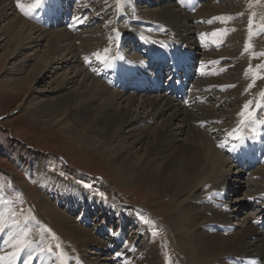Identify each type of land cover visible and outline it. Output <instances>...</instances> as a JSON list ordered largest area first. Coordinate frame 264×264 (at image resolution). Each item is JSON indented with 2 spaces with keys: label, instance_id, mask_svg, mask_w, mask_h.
Here are the masks:
<instances>
[{
  "label": "rangeland",
  "instance_id": "obj_1",
  "mask_svg": "<svg viewBox=\"0 0 264 264\" xmlns=\"http://www.w3.org/2000/svg\"><path fill=\"white\" fill-rule=\"evenodd\" d=\"M16 1L14 0L15 5H17ZM82 1L83 3H80L79 0H75L76 14L74 15V21L76 19V22L73 25L83 24L79 29H76V26L43 27L37 22L38 20L31 17L37 15L33 13L34 11L31 15L26 16L15 7L12 14L4 19L3 17L0 18V39H4L0 40V45L5 44L7 40L6 36L3 35L7 23L18 15L21 18L23 16V19L26 18L29 23L31 22L32 25L38 28L42 27L50 32L62 29L72 33L74 37L78 36L81 38L76 41V45L79 47L78 52L85 51L88 55L87 59L83 58L81 65L77 62L63 64V56L67 55L68 50L73 45V42L69 41L71 45H65L55 54L56 59H58L56 63L49 64L52 59L46 56V52L48 51L50 39H40L38 36L40 32L38 31L33 36L40 39L38 46H35L36 43L22 45L21 54L5 58L3 60L4 64L0 67V88L3 85L13 84L10 82L5 83L6 80H15L20 76H22L20 78H23V75L25 76L41 57H43L42 64L48 65L49 70H51L45 79L35 78L33 80V78H30V81L23 82L27 83V89L21 96L4 95L0 91V234L6 235L7 232H10L22 237L17 245H13V242L6 243V250L0 248V257H3V259H0V264H17L15 262L16 255L22 254L24 246L28 243L37 244L38 251L31 253V256H38L45 264H47L46 262L50 264H87L89 257L92 258V261H96L98 257L104 256L106 253L110 254L111 257L108 264H129L131 262L132 264H140L141 260L144 261L141 264H147L146 261L149 260L151 264H153L152 262H155V264H195L194 254L189 248V240H186L188 236L183 231L185 227L181 221L179 202H175L163 194L155 193L146 186L135 182L130 172L111 165L104 155L105 151L101 152L96 146L84 143L82 138L80 139L79 136L69 130L68 124L64 121L60 123L54 121L39 123L36 119H33L30 113L32 111L31 104L43 98H48L58 89L62 80L67 76L77 74L76 71L79 66L100 79L101 71L106 69L103 64L105 61L104 59H97L94 52L97 53L102 49V57L105 58L108 55L114 56L116 54L114 51L119 47V53L139 58L141 55L136 53L133 48L136 44L133 39L130 40V36H136L141 40L157 38V40L165 41L164 37H158L151 29H163L164 24L169 27L163 19L153 17L149 12L160 8V4L155 0ZM108 1H111L113 5H109ZM164 1L172 3L180 9L182 8L178 0ZM35 3L36 1L31 5ZM204 3L221 8V12L214 14L213 19H207L211 13L209 8L208 10L203 8L204 12L202 14L198 12L200 8L194 13L191 12L193 16L198 14L195 18L197 23L195 26V29L197 28L196 32L199 33L202 29V31L211 30L203 32L206 35L201 38L202 43L205 45L213 43L215 38L212 35L213 31L218 36L226 38V29L229 28L231 35L221 45H219L218 40H215L212 46L203 47L204 50L207 49L213 54L221 52V57L209 59L206 56L208 55L206 51L201 52L199 55L200 60L203 62L202 64L199 61V69L203 67L207 72L213 69L211 70L213 78L209 74L207 75V72L205 75L201 73L202 76L198 82L203 83V86L206 87L197 89L192 86L191 94L196 97L194 100L197 99L199 92L202 95L205 94L203 95L205 102L202 99L200 105L216 110L221 117L199 122L200 125L197 124V126L199 125L204 131L207 129V131L209 129L214 131L213 129H216V132H211L212 134H220V137L228 136L231 133L232 135L230 134L227 138H233L236 137L235 134L233 135L234 130L244 124L245 119L249 118L247 113L241 115L245 103L252 102L250 111L256 114L260 113L256 117L257 119L264 116L262 112L264 107L262 105L264 104V95H262L264 94V0H206ZM4 4L5 2H1L0 7L5 6ZM78 5L87 10L83 12V9L79 8ZM107 6L115 8L114 10L107 9ZM182 10L184 9L182 8ZM108 14L111 15L110 18ZM162 23L163 25H160ZM108 24L112 27H108ZM158 24L159 26H155ZM164 34L173 36L175 33L165 30ZM90 35L93 39L97 38L92 42L91 49L88 51L86 48H80L79 45L86 42V38ZM188 44V48L190 45L193 48L196 47L192 42ZM234 46L235 49H233ZM5 48L10 50V48ZM5 48L0 49V56L5 54ZM105 49L108 51L105 52ZM80 56L82 55L80 54ZM24 59H29V65L25 67V72L21 74L20 71L14 69ZM52 65L58 68L53 69L51 68ZM244 74L247 79L243 87L242 82L244 80L239 79L243 78ZM79 76H76V81L65 90L66 93H71L73 89L79 87L81 81ZM238 76H240L239 81L232 82ZM209 78V82L219 79L223 83L215 84L217 87L215 85L209 86L210 83L207 81ZM227 78H230V80H223ZM249 81H251V85ZM101 82L105 83L103 79ZM107 88L108 91H120L109 85H107ZM127 93L129 95L133 91ZM161 93L148 94L150 97H157ZM141 94L142 92L137 94L139 100H141ZM179 100L181 102V99ZM177 102L179 101H175V103ZM192 103L196 102L192 101ZM122 105L127 104L122 103ZM147 108L145 111L141 109V118L143 120L148 118L149 121L140 123V125L149 123L151 125L150 130L153 127L160 126L161 119L169 115V112H164L162 118L158 117V119H161L153 120L154 116L152 115L153 113L155 115L157 109ZM189 109L191 110V108ZM201 112L199 111V113ZM253 117L255 115H252L251 118ZM173 127L179 129L183 127V124L179 120H175ZM151 132L150 134H152ZM126 135H129V133ZM185 137L183 135L180 139L182 141L183 138L186 140ZM129 140L132 139L129 138ZM117 143L118 140L112 142L113 146L119 148L124 144L128 146L131 141L125 142L121 139ZM215 148L221 151L216 144ZM133 151L137 156L144 153L143 149L138 146L134 147ZM221 154L229 160L225 166L226 173L221 175L225 176L226 174L227 183L231 177L237 178L236 181L232 180L229 186L230 190H225L226 193L224 194V199L228 200L226 205L230 211L228 223L235 228H240L244 225L243 221L246 217L252 215L256 218L254 220H258L260 216L255 213V205L259 200H253V202L250 198L251 194L248 199L247 193L252 191V186L259 185V182L256 183V181L261 178L253 174H243L242 170L231 162L228 155L223 152ZM39 163L48 172L56 174L66 180L65 182H71L72 184L62 185L59 183L60 186L55 188L51 185L46 187V185L38 182V177H35L30 167L31 164L36 167ZM33 167L31 168L34 169ZM86 185L91 187H86ZM208 186L211 188L212 184L202 188L198 194L206 197L205 193L210 189ZM101 193L103 196L100 195ZM210 193L207 192L208 196ZM41 195H45L54 205L65 214H68L73 224L86 228L92 232L94 238L98 239L100 243L89 247L88 256L84 254L82 245L48 216L46 209L41 206ZM187 197L188 194L184 195L183 199ZM117 204L122 205V207H117ZM107 207L117 209L112 212ZM83 216L88 217V222L82 221ZM255 223L256 228L260 229L261 227L257 222ZM99 231L103 232L100 233ZM121 231L124 233L123 238H120L122 243L119 248L112 249L118 246L119 242L113 240V238H115L116 233ZM262 231L264 232V228ZM252 240L256 241L257 239L254 236ZM57 244H59V247H56ZM49 246L52 248L51 253L47 251ZM121 248L123 256L121 259L116 260L117 258L113 255H116ZM150 249H153L152 253H150ZM84 251L86 252L88 249ZM12 253H15V256ZM32 261H29V263L34 264ZM103 261L100 260V264H106Z\"/></svg>",
  "mask_w": 264,
  "mask_h": 264
},
{
  "label": "bare ground",
  "instance_id": "obj_2",
  "mask_svg": "<svg viewBox=\"0 0 264 264\" xmlns=\"http://www.w3.org/2000/svg\"><path fill=\"white\" fill-rule=\"evenodd\" d=\"M35 1L36 0H17V5H15L14 0H0V4L1 2H5V6L0 7V18L3 17L4 19L9 14H12L13 11H15L14 7L21 11L19 5H24L27 8ZM69 1L72 4L73 0ZM79 1L80 3H83L82 0ZM111 1H108L110 3L109 5H113ZM155 1L160 4V8L149 12H151L153 17L155 16L156 18L158 17V19H163L169 26L166 27L165 24H160L163 25L164 28L162 27V31L159 30L155 32L158 37H164L165 42L174 40V43L181 47H188V43L192 42L197 49L193 48L192 45L189 46V49L195 50L198 54L206 51L208 53L206 56L209 59L222 56L221 52L213 54L210 51H207V49L204 50L203 47L212 46L215 40H218L220 42L219 45H221L224 40H227L229 35H231L229 28L226 29V38L215 35L213 43L205 45L201 40L203 37L202 34L203 32L211 30L207 29L206 31H202V29L199 33L196 32L197 28L195 29V26L197 23L195 22V18L198 14L194 16L191 15V12L194 13L199 8L198 12L201 14L204 12V9L208 10L209 8L211 13L207 19H213L215 17L214 14L221 12V8L206 3H203V5L201 3L194 10L188 11L187 9L182 10V8L180 9L174 4L167 3L164 0ZM180 5L182 6V3ZM37 8L33 10V13H36ZM114 8L115 7L109 8L107 6V9L114 10ZM60 9L68 12L71 10V8L67 6L60 7ZM55 11L56 10L54 9L51 10L52 13ZM224 14H222L223 17H225ZM110 16L111 15L108 14L109 18ZM15 17L16 18L7 23L3 34L6 36L5 38H7V40L5 41V44L0 45V49L7 47L10 48V50L5 48V54L0 56V67L4 64L3 60H5V58L13 57V55H20L22 45L36 43L35 46H38L41 38L50 39L48 51L46 52V56L52 59L49 64H54L53 62L56 63L58 59H56L55 54L65 45H71L69 41L73 42V45L68 50L67 55L63 56V64L73 62L80 64L81 61H83V58L87 59L88 55L85 51L78 52L79 47H77L76 41L81 39L78 36L74 37L72 33L62 29L50 32L48 29L42 27L38 28L32 25L31 22L29 23L26 20V18L23 19V16L22 18L18 15ZM31 17L38 20L37 22L41 26L51 27L49 24H45L46 18L44 15L41 18L38 15ZM85 24L87 23L85 22ZM108 27L112 26L108 24ZM158 29L159 28H157V30ZM164 30L172 31V33L175 34L173 36L168 35V37L164 34ZM38 31L40 32L38 35L40 39L33 37ZM214 32L215 31L212 33ZM96 39L97 38L93 39L90 35V37L86 38V42H83V44L81 43L79 46L80 48H86L89 51L92 42ZM233 49H235V46ZM119 52L120 49L118 47L116 51H114L117 56L115 61L119 60ZM97 53L102 57V49L97 51ZM70 54L71 56H69ZM80 54L82 56H80ZM111 57L113 56H105V68L110 64L111 61L109 58ZM42 59L43 57L34 64L33 68L25 74V76L23 75V78H20L22 77L20 76L18 79H9L5 81V83L10 82L13 84L3 85L1 83L3 86H1L0 91L4 95H17L18 97L27 89V83L23 82L30 81V78H33V80L35 78L45 79L51 70H49L50 67H48V65L42 64ZM125 59H128V57L125 56ZM125 59L121 58L122 62L127 64ZM28 65L29 59H24L16 65L14 70L18 72L20 71L21 74H23L25 72V67ZM51 68L57 69L58 67H53L52 65ZM211 70H208V72L200 70L199 72H203L204 74L207 72V75L209 74L210 77H212ZM76 73L78 75L67 76L62 80L59 83L58 89L48 98H43L42 100H38L34 104H31L32 111L30 113L32 114L33 119H36L39 123H49L51 121L60 123L64 121L68 124L69 130L74 132L76 136H79L80 139L82 138L84 143L96 146L101 152L105 151L104 155L111 165L118 166L121 169L130 172V175L134 178L135 182L146 186L155 193L163 194L169 199L179 202L182 225L186 228L185 230L182 226L184 228L183 231H185L188 236V239L186 240H189L190 244H188L190 245L189 248L191 252L194 254L195 264H245L246 262L249 264H264V232L262 229H257L254 225L256 224L254 220L256 218L252 215L246 217L245 221H243L244 225L240 228H235L231 224L229 225L228 218L230 211L226 205L228 200L223 199L224 195L219 198L218 194L220 193L222 195L225 190H230L229 186L231 185L232 180H237V178L231 177L228 179L227 183L226 174L225 176L221 175L226 173L225 166L229 160L221 154V151L215 148V144L218 145L225 138L227 139L231 133H229L228 136L225 135L220 137V134H212V132H216V129L212 128L214 131L211 129H209V131H207L208 129L204 131L199 127L200 123L203 121L221 117L219 116L220 114H217L216 110L206 108L205 106L202 107L200 105L202 99L203 102H205L203 98V95L205 94L202 95V93L199 92L196 100H194L196 97L193 95L191 101L189 100V103L182 100L180 102L178 97L167 93H161L157 97H150L148 93H142L141 100H139L137 98L139 92L137 91H133L132 94L128 95L127 92H132L130 86H128L127 90L119 89L120 91H108L109 89L107 88V85L101 82L104 75H100V80L96 75L89 73L86 69L80 66ZM76 76L81 77L79 87L73 89L71 93H66L65 90L76 81ZM239 78L240 76L231 81L237 82ZM242 79L244 80L242 82L244 87L247 79L245 74L243 78L239 80L242 81ZM209 80L210 78L207 79L208 83H210L208 84L209 86L223 83V81L219 79L211 80L210 82ZM223 80L229 81L230 78ZM249 84L251 85V81H249ZM215 86L217 87V85ZM193 87L203 89L206 86H203V83L196 81ZM175 101L179 102L175 103ZM192 101H195L196 103H192ZM258 102L259 104L261 103L260 99ZM122 103L127 105H122ZM147 107L157 109L155 115L154 113L152 115L154 116L153 120L158 119V117L162 118L164 112H169V115L166 118H159L162 120L161 125L153 127L152 130H150L151 125L149 123L140 125V123L149 121L148 118L146 120L141 118V109L145 111ZM189 108H191V110ZM199 111L202 112L199 113ZM175 120H179L183 124V127L179 129L174 128L173 124ZM197 124L199 125L197 126ZM150 131H152V134H150ZM127 133H129V135H126ZM183 135L186 136V140L183 138L182 141L180 137ZM129 138L132 140H129ZM121 139L125 142L131 141L129 144L131 147L129 145L126 146L125 144H121L122 146L119 148L113 146L112 142L114 140H118L119 143V140ZM136 146L143 149V155H135L133 150ZM31 167H33V164H31ZM31 167L30 170L34 173L35 177H38V182L46 185V187L51 185L56 188L57 186H60L59 183L62 185L71 183L65 182L66 180L62 177L48 172L40 163L37 164L36 167H33L34 169ZM251 174L261 179L256 181V183L259 182V185L252 186L253 189L250 188L252 191L247 193L248 199L250 194L251 199H264V165L251 171ZM209 184H212L211 188L208 186L210 189L207 190V192H211L210 197L214 200L225 203L223 207L213 205L207 196L205 197L204 195V197H202V195L198 194L202 188H205ZM54 191L57 192L56 190ZM207 192L205 193L206 195ZM187 194L188 197L183 199V196ZM40 197L42 203L41 206L46 209L49 214L48 216L57 222L60 228L73 237L75 241L82 245L84 250L88 249V251L85 252L81 247L84 254L88 256V252H90L89 247L100 243L98 239L94 238L92 232L86 228L73 224L71 222L72 220H70V216L54 205L45 195H41ZM117 207H122V205L117 204ZM107 209L112 210L113 212L117 208L107 207ZM254 236L257 239L256 241L252 240ZM21 238V235L10 232H7L6 235L0 234V248L6 250V243L13 242V245H17ZM121 250L122 249H120L116 255H113L117 258L116 260L121 259L123 256ZM152 250L153 249H150V253H152ZM35 251H38L37 244L28 243L22 250L21 259L24 261L27 260L29 254ZM90 258L91 257L88 258L89 260L87 259L89 262H87V264H100V260H104L103 262L108 264L111 261L110 254L108 253L104 254V256L98 257L96 261H92V258L91 260ZM78 259L82 261V259ZM32 260L31 261L34 264H45L38 256H32ZM142 262L144 261L141 260V263ZM146 262L147 264H151L150 260ZM46 263L50 264L49 262ZM152 263L155 264V262ZM129 264H132V262Z\"/></svg>",
  "mask_w": 264,
  "mask_h": 264
},
{
  "label": "snow or ice",
  "instance_id": "obj_3",
  "mask_svg": "<svg viewBox=\"0 0 264 264\" xmlns=\"http://www.w3.org/2000/svg\"><path fill=\"white\" fill-rule=\"evenodd\" d=\"M41 4H42V0H36V3H35V4L30 5V6H28L27 8H26L24 5H19V7H20L21 11L24 13V15H30L31 12H32L35 8H37L38 6H41ZM218 31H219V30H218ZM202 35H206V34H202ZM212 35L215 36V35H217V33L214 32ZM107 51H108V50L105 49V52H107ZM94 55L97 56V59H104V57H101V56L99 55V53H94ZM262 95H264V94H262ZM251 103H252L251 101L245 103V105H244V111L241 112V115H244L245 113H247V116H248L249 118L252 117L253 113L250 111V105H251ZM233 134L236 135V138H237V139H241V136L239 135V129L234 130V133H233ZM253 135H255V133H253ZM86 187H91V186H90V185H86ZM100 195L103 196L102 193H101ZM48 231L50 232L51 230L49 229ZM53 235H54V234H53ZM18 243H19V242H18ZM56 247H59V244H57ZM47 251L50 252V253L52 252V248H51V246H49V247L47 248ZM12 255L15 256V253H12ZM0 259H3V257H0ZM31 260H32V256H31V254H29L28 259L25 260V264H29V261H31Z\"/></svg>",
  "mask_w": 264,
  "mask_h": 264
}]
</instances>
